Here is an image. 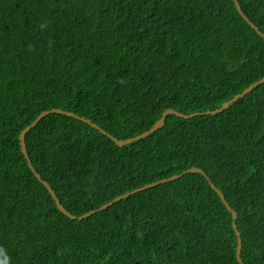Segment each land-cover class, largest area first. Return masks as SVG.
<instances>
[{
  "label": "trees",
  "instance_id": "16d2710c",
  "mask_svg": "<svg viewBox=\"0 0 264 264\" xmlns=\"http://www.w3.org/2000/svg\"><path fill=\"white\" fill-rule=\"evenodd\" d=\"M264 32V0H238ZM264 37L234 0H0V264H264Z\"/></svg>",
  "mask_w": 264,
  "mask_h": 264
},
{
  "label": "water",
  "instance_id": "95a60500",
  "mask_svg": "<svg viewBox=\"0 0 264 264\" xmlns=\"http://www.w3.org/2000/svg\"><path fill=\"white\" fill-rule=\"evenodd\" d=\"M235 1V4L238 8V11L239 13L258 31L259 34H261L263 37H264V32L262 30H260V28L253 22L251 21V19L246 15V13L244 12V10L242 9V6L240 4V2L238 0H234ZM264 83V77H262L261 79L253 82L252 84H250L248 87H246L242 92L236 94L233 98L225 101L220 107L214 109V110H207V111H203V112H199V111H195V112H192L190 114H187V113H184V112H181V111H178L177 109H174V108H168L166 109L164 112H163V115L161 116V118H159L155 124L149 129V130H146L144 131L143 133L135 136V137H132V138H117L115 136H113L111 133H109L108 131H106L104 128H102L101 126H99L97 123L93 122L91 119L87 118V117H84V116H80L78 115L77 113L73 112V111H70V110H66V109H63V108H53V109H49V110H44L42 111L37 117L36 119L28 126H26L20 133V141H21V149H22V152L25 154L26 158L28 159V162H29V166L32 168V170L35 172L36 176L45 184V186L48 188L49 192L52 194L53 198L55 199L58 207L60 208V210L63 211V213L67 214L68 216H70L72 219H76V218H80V219H83L89 215H92L93 213L99 211V210H103L105 208H107L109 205L113 204L115 201H118L119 199H122L124 197H127L129 195H132L134 193H136L137 191L139 190H142V189H145V188H148V187H151V186H156L160 183H163V182H167V181H170V180H174V179H177L178 177H180L184 172H201V173H205V171L201 168V167H197V166H193L187 170H185L183 173H178V174H174L170 177H167V178H163V179H160V180H157V181H154V182H151V183H148L144 186H141V187H138L136 189H133L131 191H128L126 193H123L117 197H115L113 200L101 205L99 208H96V209H93L89 212H86L82 215H74L72 214L70 211H68L65 206L62 204L60 198L57 196L56 194V191L52 188V186L47 182L45 181L40 173L34 168L31 160H30V156L28 154V150H27V144H26V140H25V136H26V132L34 125H36L41 118H43L45 115H47L48 113L50 112H59V113H64V114H67V115H70V116H75V117H78L80 119H83L87 122H89L92 126H94L95 128H97L98 130H100L101 132L107 134L108 136H110L115 142L117 145H124V144H128L130 143L131 141L135 140V139H138V138H142V137H145L147 135H149L150 133L154 132L155 130H157L158 128L162 127L165 123V119L167 117V115L169 113H174V114H177L179 116H183V117H191V116H195V115H198V114H205V113H211V114H216L226 108L229 107V105L237 100L238 98L244 96L245 94H247L248 92H250L254 87L258 86L259 84H262ZM206 177L209 179V182L211 183L212 187L219 193L221 199L223 200L224 204L227 206L228 210L232 212V215H233V221H232V224H233V228L236 232V235H237V240H238V244H237V258L239 260V262L241 264H245L244 261H243V258H242V247H243V243H242V237H241V231L239 230L238 228V224H237V218H238V213L237 211L230 205V203L227 201L226 199V196L224 195V193L214 184V182L208 177V175H206Z\"/></svg>",
  "mask_w": 264,
  "mask_h": 264
}]
</instances>
